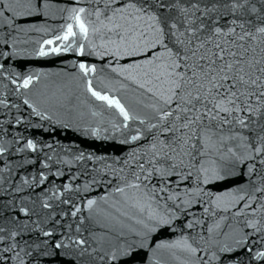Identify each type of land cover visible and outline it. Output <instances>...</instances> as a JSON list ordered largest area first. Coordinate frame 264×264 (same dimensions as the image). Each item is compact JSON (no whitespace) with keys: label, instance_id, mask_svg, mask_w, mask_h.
<instances>
[{"label":"snow or ice","instance_id":"6c2138e0","mask_svg":"<svg viewBox=\"0 0 264 264\" xmlns=\"http://www.w3.org/2000/svg\"><path fill=\"white\" fill-rule=\"evenodd\" d=\"M85 108L126 154L13 131ZM0 117V264H264V0H0Z\"/></svg>","mask_w":264,"mask_h":264},{"label":"water","instance_id":"95a60500","mask_svg":"<svg viewBox=\"0 0 264 264\" xmlns=\"http://www.w3.org/2000/svg\"><path fill=\"white\" fill-rule=\"evenodd\" d=\"M58 23V22H57ZM34 39H41L42 34H33ZM76 57L72 53L61 54L59 56H52L46 58H25L23 60V66L36 71H43L47 73L48 76L46 77L48 83L55 88L57 85L66 82V75L65 73L74 72L75 69L70 67V62L74 60ZM90 60L92 58H89ZM94 62V61H93ZM17 66H20V62H17ZM75 102V101H74ZM85 115L83 119H74L73 120V127L65 128L61 125H49L48 122H42L44 124L43 128L38 127H28L25 131L24 126H20L18 129L22 132L23 135L28 136L30 138H35L38 140H44L48 143L53 144L56 152L60 156L67 155L68 158H71L73 153H78L80 151L88 153H94L96 155L102 156H114V155H124L129 150V146L123 145L119 143V134H117L116 139H104L103 136L101 137H94L91 135H85L83 129L86 126H97L98 124L103 128L107 127V119L108 114L105 113L103 120L101 117H93L90 113H88L87 109H83ZM2 118V117H0ZM33 122L40 123L38 118H33ZM103 135H110L103 134ZM45 151H49L45 149ZM51 154V153H50ZM34 155V154H33ZM42 155V154H41ZM16 160V157H13ZM39 167V164L27 165L26 170L21 169L19 175H29L30 173L34 172L35 169ZM64 171L65 175L63 177H50V181L52 183H66L69 182L71 175L73 174L75 168L73 167L71 170L68 166H60ZM55 167L53 168V171ZM19 182V180H17ZM47 182L44 187H47ZM40 189H37L35 193L28 190L24 193H20L19 195H33L35 196L36 193H39ZM103 194V189H97L96 192L92 193V195H99ZM175 235L169 232H163L158 234V239H174Z\"/></svg>","mask_w":264,"mask_h":264}]
</instances>
